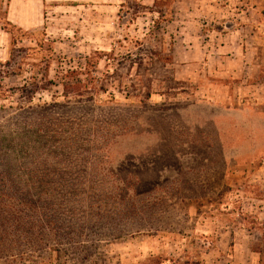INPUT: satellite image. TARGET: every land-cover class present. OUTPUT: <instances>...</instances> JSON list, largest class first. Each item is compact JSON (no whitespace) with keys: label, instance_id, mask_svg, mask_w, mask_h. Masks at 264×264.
<instances>
[{"label":"rangeland","instance_id":"1","mask_svg":"<svg viewBox=\"0 0 264 264\" xmlns=\"http://www.w3.org/2000/svg\"><path fill=\"white\" fill-rule=\"evenodd\" d=\"M9 1L0 0V62L30 57L10 74L0 68V123L44 120L42 134L56 139L41 144L30 165L39 169L22 173L27 185L0 177V264H264V113L219 105V83L199 66L176 77L183 0H18L38 11L30 29L8 21ZM256 1L191 3L214 14L221 2ZM100 52L88 69L85 57ZM137 54L141 72L123 64ZM72 70L85 85L94 78L80 95L64 85Z\"/></svg>","mask_w":264,"mask_h":264},{"label":"crops","instance_id":"2","mask_svg":"<svg viewBox=\"0 0 264 264\" xmlns=\"http://www.w3.org/2000/svg\"><path fill=\"white\" fill-rule=\"evenodd\" d=\"M191 1H182L184 8L173 20L183 23L177 37L174 34L176 77L191 79L199 66L201 77L213 75L219 83L212 94L219 105L254 104L264 113V0L243 10L217 2L214 14L197 11ZM36 3L43 7L44 0ZM18 5L25 11L22 16L15 15ZM37 12L26 2L10 0L7 4V19L24 29L41 24ZM209 18L215 23L205 29Z\"/></svg>","mask_w":264,"mask_h":264},{"label":"trees","instance_id":"3","mask_svg":"<svg viewBox=\"0 0 264 264\" xmlns=\"http://www.w3.org/2000/svg\"><path fill=\"white\" fill-rule=\"evenodd\" d=\"M158 1L159 0H154L155 3V7H158ZM167 1V0H165ZM157 10V12L159 13L160 17L163 14V11L160 9H154ZM9 21V20H8ZM12 23V22H10ZM14 24V23H13ZM16 25V24H15ZM18 29H21V27H19ZM44 40H39L37 43V47H42L44 45L43 43ZM17 41L16 39H14V44H16ZM31 48V47H30ZM36 48V47H35ZM33 48V49H35ZM102 53L100 52L96 56V57H91V58H87L85 57V66H87L88 69L91 68H96L98 66L99 60L102 57ZM139 53V52H138ZM155 53L153 50L150 51V54ZM138 55V54H137ZM128 56L125 60V62L123 64H125L128 68H132L135 64L137 66V72H141L142 69H147L148 66H144L143 64V57L141 56ZM30 57V55L28 54H19L16 53L15 51H13L12 56L9 60H7L5 63H1L0 62V68L3 67L5 68V73L10 74L12 71H16V69H21L22 65L26 62V60H28ZM34 57V56H33ZM45 56H42L41 59L43 60V58H45ZM41 60V61H42ZM4 70H0V76H2L1 73H3ZM82 74H84V72H82V70H72L67 72V74H65V79H67V77H71L68 80H66V83H64L65 88L67 90V93H71L74 94L76 91H78L77 95H80L81 93H79V91L82 88H86L88 89L89 85L93 83V79L92 81L89 79L85 80V81H89V85H85L82 82V79H79V76H81ZM73 78L76 79V82L73 81ZM78 78V79H77ZM32 87L34 88V90H38V88H40L39 83L36 81L32 82ZM103 88V86H101ZM148 89H150V84H148ZM150 95V91H146L145 92V96L149 97ZM6 96V93H4L3 91H0V97L4 98ZM88 100H92L93 96H88L86 97ZM84 98H78V101L83 100ZM78 101H66L68 103H76ZM55 104V103H54ZM4 109L6 108H0V111H4ZM15 118V117H14ZM13 118V119H14ZM11 119V123H9L8 125H4L0 123V177H7V179H9V181L14 180L13 176H21V178H19L17 180V182L15 183L16 186H19L21 183H23V186L28 184V174H23L22 173L24 171L27 172H32V171H36L37 169H39V167H37L36 165H34L33 167H30V165L32 163H36V161H38V152H39V148L41 146V144H45L47 143L49 140H55L56 138H52L49 136H46V134H42V129L41 126L38 127V125H42L43 127H45L46 129H48V123H46L43 121L37 122L36 123V127H34L33 129L30 128H24L25 130H21L23 128V123H21V128L19 129L18 127L15 128L14 125H16L14 122L15 120ZM11 124V125H10ZM9 126V129H8ZM13 128H12V127ZM29 140L28 144L26 141ZM55 148V147H54ZM39 179H41V177H39ZM39 183H41V181L38 180ZM22 196H26V197H31V198H36V202H34V204H40L42 203L43 205L47 202L49 204L54 205L55 203H57L56 208H61L62 205H64L65 202H63L62 204H59L58 201H54L55 198H49L50 200L46 199L45 197L43 198L42 194H28V193H22Z\"/></svg>","mask_w":264,"mask_h":264}]
</instances>
